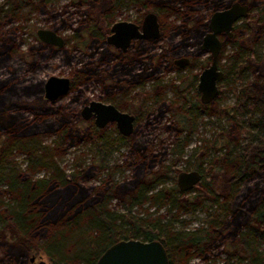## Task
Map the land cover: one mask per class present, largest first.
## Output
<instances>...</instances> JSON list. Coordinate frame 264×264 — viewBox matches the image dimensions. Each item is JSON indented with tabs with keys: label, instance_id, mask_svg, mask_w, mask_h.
<instances>
[{
	"label": "rangeland",
	"instance_id": "rangeland-1",
	"mask_svg": "<svg viewBox=\"0 0 264 264\" xmlns=\"http://www.w3.org/2000/svg\"><path fill=\"white\" fill-rule=\"evenodd\" d=\"M49 1L46 4L45 13H40L38 9L29 12L30 5H24L11 14L9 12L4 13L6 7H3V2L5 1L0 0V33L9 27L18 26L10 35L11 37L15 36L14 41H16L17 49H15L14 54L0 64V85L10 87L11 90L17 93L15 96L21 95L23 98L32 99L38 94V90L41 97H43V83L50 76L74 78V85L70 92L51 102L52 107H60V111L41 110L37 114L31 111L23 112V116L29 121L33 120L34 124L33 127L31 126L29 134L23 139L22 144L12 148L9 157L6 159L7 164L4 165L6 172L4 170V176L0 180V224L1 219H4L7 223L16 222V214L14 213L20 212L19 208H16V202L20 198L22 187L18 186L17 190L13 187L15 177L16 179L19 178L22 183L23 181L28 184L35 183L32 184L34 187L36 184L50 182L49 185L54 186L51 188L56 189V192L48 200V203L51 204L49 209H54L55 212L61 214L65 209H70V206H72V203L67 200L70 195L67 191L70 185L73 186V189L76 188L78 196H75L78 199L80 197L78 203L88 200L90 203L97 204L100 193H106V188H112L111 185L117 182L119 184L116 191L118 196L109 194L110 191L107 194L118 199L115 198L108 202L104 200L101 204L104 205L103 208L109 216L126 213L123 203L119 202L123 199L121 194L123 193L126 196L130 194L131 189L137 187L139 178H144L140 177V172L137 173V171L147 170V168H142V162L137 164L134 161L133 163L126 147L117 145L113 147L110 156L105 157L104 160L106 166L111 167L113 170H111L109 176H103L101 169L104 164L99 163L96 158V147L93 140L94 130L91 127V122H85L80 117V109L86 100H93L99 90L113 86V69H116L118 74V69L125 66L132 69V73L144 70L145 73L150 75L146 86L149 95L147 115L150 116L147 120V127L143 119L144 122L139 127L138 135L140 136L141 133L143 135L147 134L145 138H151L149 141L154 142L153 146H150V151L152 154L159 156L157 162L161 160H164L163 163L175 161L177 159L174 158L175 152L182 150V160L177 161L176 165L179 168L183 167L184 162L187 160V164L190 165L193 163L190 160L192 150L201 147V150L204 151L203 140L207 141L206 144H209L216 138V132L226 133L227 139L230 138V141H232L229 148L237 149L238 144H240L238 142L245 137L243 134L253 131L256 117V114L252 111L253 109L241 112L242 115H238L237 122L231 120L233 113L229 109L241 88L240 85L243 83L246 85L252 81L251 78L255 76L253 71L245 73L247 75L243 78V81L229 75L221 81L219 85L221 94L217 101L212 104L211 116L195 117L194 112L188 110L190 115L195 117V131L191 140L186 143H184L186 141L184 138L189 136H185L183 132L179 133L177 130L176 114L167 112L164 115L166 105L157 106V100H155V96L161 94L164 101L170 102L172 96L175 95L174 92L178 94L177 91L181 90L178 94L179 98L175 97V101L179 106L185 103L186 100H183L182 95L189 94L198 81L196 80L193 84L191 81L193 75L198 76L200 71L210 63L209 53L202 52L199 49V44H197V41L203 36L199 37V31L201 32L204 29L201 24L208 21L209 16L214 11L221 9L231 0H186L187 4H183L180 2L181 0H174L173 6L168 7L176 8L177 11L168 15L161 12L166 27L165 38L145 42L139 47H132L126 57L111 55L113 56L112 59L108 58L110 56L108 53L105 56H109L102 59V52L109 49V53H113L112 49L105 42L100 41L97 43L96 34H89V29L97 18L87 16L84 13L85 5H82L81 0ZM255 1L254 9L249 11L247 18L243 19L246 28L242 32L237 31L235 34L239 43L249 48L256 47L255 45L258 42L256 30L260 31L258 34L260 35V42L264 43V28H259L261 23H257L258 19L256 17L257 11L264 7V0ZM125 2H128L127 8ZM109 7L111 8V5ZM144 10L145 8L143 9L141 4L126 0L116 9H113L112 3V10L109 13L112 11L115 19L134 20L143 16ZM261 22L263 23V21ZM39 28L55 30L62 36L73 40L67 42L62 48H51L39 43L37 40L35 32ZM74 41H77V44ZM183 43L186 45H183ZM173 47L179 53L172 55V52H167ZM261 47L257 46L256 49L261 48L263 50L264 46ZM142 49L144 50L141 51ZM232 52L233 48H229L228 54ZM184 53L189 57H193L194 65L189 70L178 72L171 59L181 55L186 56ZM225 53L223 52L219 57L221 66L224 64L227 55ZM245 53L248 55L247 52ZM138 57L143 58L145 62L143 68ZM261 61L264 63V58ZM110 73L112 77L109 76ZM122 74V77L128 78ZM124 84L120 82V85ZM117 88L120 89L118 86ZM7 90L10 93V89ZM191 93L195 98L196 93ZM224 109L230 113L225 114ZM186 115H189V113ZM210 120L211 123H209ZM219 145L220 142H217L215 148H218ZM175 148L176 150H174ZM201 150L198 149L199 155ZM215 154L218 153L212 149V155ZM126 162L129 164H126ZM147 164H149V161ZM115 167H117L116 170H114ZM81 170H85L82 178L78 179L77 184H66L69 185L67 187L64 182H68L74 173ZM170 174L163 178L160 182L161 186L173 185L172 181L168 179V176H171ZM9 175L13 178H10ZM217 175L215 181L219 183L222 181L219 176L220 172H217ZM102 180H106V182L101 187L99 183ZM252 184L253 181H250L246 186ZM25 185L22 184V186ZM245 189V185L239 186L236 194L239 195L235 201H240V195L242 194L240 192H245ZM144 194L145 200L141 202L142 204L134 205L130 209L129 216L137 226H134L135 228L129 224L122 226L125 235L128 236L130 233H134L133 239L142 240L141 233L146 227L168 231L171 234L203 230L209 227L208 216L213 217V215H219L220 212L218 207L208 204L209 201L203 198L205 193H202L199 189L182 194L183 197H180V199L178 197L175 201L177 204L174 207L170 199L164 202H156L155 198L151 197L150 192ZM190 201H200V204L191 208ZM180 204L186 205L187 209L181 210ZM175 207H179V209ZM46 218L54 220L56 216L52 214L48 217L45 216L44 219ZM35 232L34 230L30 239L35 244L45 242V239L42 238L43 235L41 237L34 236ZM227 233L226 230L217 231L216 241L213 245L207 247L205 255L203 257L190 256L189 264H222L226 257L225 251L230 248L229 238H226V242L222 241L225 240L223 238ZM261 250L264 251V243L261 244ZM33 256L37 258L36 263L33 264H37L40 259L50 264L47 257L41 252L32 253L30 251H28V264H32L30 258ZM0 258L3 259L2 247H0ZM4 264L6 263L4 262ZM76 264L83 263L79 261Z\"/></svg>",
	"mask_w": 264,
	"mask_h": 264
},
{
	"label": "trees",
	"instance_id": "trees-1",
	"mask_svg": "<svg viewBox=\"0 0 264 264\" xmlns=\"http://www.w3.org/2000/svg\"><path fill=\"white\" fill-rule=\"evenodd\" d=\"M4 1L3 7H6L4 13L13 14L24 5H30V10L45 11L49 0ZM121 1L123 0H115V5L118 6ZM134 1L158 12L160 9L166 10L168 14L177 11L176 8H169L173 6L174 0ZM85 2L91 5L94 15L98 18L100 12L109 9V5L112 6L113 0H85ZM180 2L187 4L186 0ZM206 24L207 22L201 24L204 29L199 31V37L206 32ZM17 27H9L0 33V64L17 49L14 37L10 36ZM241 53L235 50L230 58L227 75L243 80L247 68L261 71L259 78L255 77L250 83L240 88V93H243L241 100H244V103L253 101L251 108L254 106L258 108V128L264 134V66L257 62L253 53L250 52L246 57H243ZM7 89H10V93ZM15 94L17 93L10 87L0 85V180L4 176V170L6 172L4 165L7 164L6 159L11 149L22 144L34 124L33 120L29 121L23 116V112L31 111L37 114L41 110H61L60 107H52L51 102L44 100L39 90L32 99L23 98L21 95L15 96ZM256 95L260 97L259 102L253 99ZM242 104L238 101L237 105L240 110L243 109ZM235 118L237 119L236 116ZM255 136L247 137L245 141L238 144L237 149L229 148L225 154L214 156L213 162L217 164V172H220L223 184L227 187L225 194L227 197L225 200H218V197L210 196L207 191H203L205 193L203 198L211 197L220 209V215L208 216V228L171 234L168 231L146 227L141 233L142 241L159 240L167 250L169 264H189L190 256L203 257L205 255L207 247L215 243L217 231L226 230L228 233L222 241L226 242V238H229L230 248L226 249V257L222 264H264V251L261 250V244L264 243V138L257 142L254 139ZM230 144L228 143V146ZM233 153H236L235 156ZM84 173L85 170L74 173L68 182H64L65 185L77 184L78 179L82 178ZM250 181H253V184L246 186ZM21 183L22 181L15 177L13 187L15 189L18 186L22 187L20 198L16 202V208H19L20 212L14 213L16 222L7 223L1 219L0 247L3 248V259L0 258V264L4 262L6 264H28V251L41 252L50 264H76L79 261L83 264H95L107 247L119 240L134 237V233H130L131 236L125 235L122 226L125 224L133 228L137 226L129 214L131 207L138 203L137 198L142 187L137 191L133 190L134 188L131 189V195L121 194L123 198L121 203L126 213L109 216L101 204L90 203L88 200L78 203L80 197L76 198L75 195L78 196V193L72 185L67 190L71 196L66 198L72 206L61 214L55 212L54 209H49L51 204L48 200L56 192V189L51 188L54 186L49 185L50 182L36 184L35 187L32 185L35 184L33 182L28 184L23 181L22 184H26L25 186ZM118 185L112 189L106 188V194L110 191L109 194L117 195ZM242 185L246 187L245 192H240L242 193L240 201H235L239 195H236L238 192L236 189ZM109 194L104 198H111ZM213 201L212 205H214ZM185 206L180 204L183 210L187 209ZM52 214L56 216L54 220L44 219L45 216ZM34 230L36 231L34 236L43 235L45 242L35 244L30 239Z\"/></svg>",
	"mask_w": 264,
	"mask_h": 264
},
{
	"label": "flooded vegetation",
	"instance_id": "flooded-vegetation-1",
	"mask_svg": "<svg viewBox=\"0 0 264 264\" xmlns=\"http://www.w3.org/2000/svg\"><path fill=\"white\" fill-rule=\"evenodd\" d=\"M95 1H99V0H95ZM124 1H126V0L121 1V3L118 6H116L115 0H113V9L118 8L121 4L124 3ZM131 1H134V0H130V2ZM48 2H50V1H48ZM134 2H136V1H134ZM236 2L240 3L241 5L247 6V11H246V15L244 17L238 19L237 21H235L233 23L232 29L229 32L230 34H228L226 32H222L218 35V38L220 39V42H221L220 55L223 52H226L225 54H227L226 58L224 59L225 60L224 64L222 66L219 64V60H218V69L222 70V72L224 73L223 79H225L228 76L227 75L228 66L230 65L229 59L234 55V52H235L234 50H238L239 52H242L241 55L243 57L246 55L245 52H247L248 54H250V52H252L254 57H256L257 62L263 64L262 66H264V63L261 61L264 58V49L263 50L261 49L262 48L261 46L262 45L264 46V43L260 42V40H261L260 35H258L260 31L256 30V35H257L256 38H257L258 42L256 43L255 46L261 47V48H257V49H256V47L249 48L245 45L242 46L239 43V41L237 40L238 38L235 36L237 31L242 32L246 28V26L243 24V19H245L249 16L248 13H249V11H252L254 9L253 7L255 6L256 1L255 0H252V1H250V0H231V2H229L225 6L221 7V9H219V10L227 9L228 7H230L232 4H234ZM81 3H82V5H85V8L83 10H84V13L87 14V16L96 17V15H94L93 8H91V5L86 4L85 0H81ZM138 4H140V3H138ZM125 5H126L125 7L127 8L128 2H125ZM141 6H143V9L145 8V10L142 13L143 16H140L134 20L115 19V16L113 18L112 11L109 13V11L112 10V6H111V8L99 13L96 22L94 24H92V27L89 29V34L90 35L96 34V36L98 38V39H96L97 43L100 41L105 42L106 45L111 47L112 52H113V53H109V49L108 50L106 49L107 50L106 52H102V55H103V56H101L102 59L104 57L109 56V55L110 56L108 58H110V59H112V57H113L111 55H117L119 57H126L130 53V50L132 47L133 48L139 47L141 44H143L145 42L155 41L158 39L165 38L166 27H165V24L163 22V19H162L163 17H162L161 12L168 15L166 10L160 9L158 12V11H155L153 9L149 10V6H145L142 4H141ZM33 10L37 11V9H33ZM33 10H30V7H29V12L33 11ZM45 12H46V10L40 11V13H45ZM149 12H152L156 15L157 23L159 25L158 36L156 38H148V39L134 38L131 40V42L129 43V45L126 47L125 50H123L120 47H116L114 44H110L107 42L106 38L108 35L111 34V27L115 22H117V21L133 22L139 26V31L141 32L142 22L144 20L145 15ZM169 14H171V13H169ZM210 16H209V18H210ZM256 17L258 19L257 23H259V24L261 23V26H259V28L263 29V27H264V7L257 11ZM261 21H263V23ZM206 22L208 23V21H206ZM40 29L50 30V31L54 32L56 35H58L62 39V45L59 46V45L50 44V43L42 41L37 35V31ZM74 31H75V28H74ZM207 31H208V28H207V24H206V32ZM35 36L37 37V40L39 41V43H41V44L43 43V44L50 46L51 48H54V49L55 48H62L67 42H70L73 40L72 38L68 39L67 37H64L61 34H59L57 31L52 30V29H48V28L37 29L35 32ZM76 42L77 41H74V43H76ZM259 43H261V44H259ZM183 45H186V44L183 43ZM175 47L171 48L167 52H172V55H174V53H179V52H176ZM229 48H233V52L231 54H228ZM143 50L144 49H142L141 51H143ZM107 53L109 55L105 56ZM185 54L186 53H184V55ZM220 55H219V57H220ZM246 56H248V55H246ZM180 58H186L187 59V61L184 65H178L175 63V60L180 59ZM65 60H66V58H65ZM99 61H100V59H99ZM171 61L175 65V69L178 72H181L183 70H189L194 65L193 57H189L187 54H186V56L181 55V56H178L174 59H171ZM210 61H211V58H210ZM140 62H141V66L143 68L145 66V62L143 61V58L140 59ZM207 66H205V67H207ZM202 70L200 71V73L202 72ZM251 71H253L252 68H247L246 72H244V73L251 72ZM253 72L255 73V76H253L251 78V80H253L255 77L259 78L261 76L260 75L261 72H259L258 70H256V71L254 70ZM120 73L122 75L128 77V78L122 77ZM113 75L114 76L112 77L111 73L109 74V76H111L113 81H114L113 86H111L110 88H104L102 90H99L97 92L96 98H94L93 100H86L84 105L80 109V117L85 122H88V121L91 122V125H92L91 127L94 130L93 131V140H94V146L96 147V155H97L96 158L98 159L99 163L104 164L102 169H101L102 164L100 165V169L102 170L103 176H106V175L109 176L111 170H113V169H111V167L109 168L106 166V164H105L106 162L104 161L105 157L110 156V153H111V151H113L114 146L116 147L117 145H124L122 147H126V149L129 152V155L133 159V163H134V161H136L137 164H139V162H142L143 163L142 168H147V170L143 169L142 171H137V173L140 172V177H144V178H139V182L137 183V187L134 188V190L137 191L140 187H142V189H140L141 192L139 193L138 198H137L138 203L134 204V205L142 204L141 202H143L145 200V197H143V194L150 192L152 194L151 197H154L155 201L157 200L156 202H159V201L164 202V201L170 199L171 204L174 207L177 204V202H175V201H177L178 197L180 199V197H183L182 194L194 192L195 189L196 190L199 189L200 191H202V193H204L203 191H207V193H209L210 196L214 195L216 198L218 197V200L219 199L225 200L227 197L225 195L227 193V191H226L227 187L225 184H223V181H220L219 183H216V181H215V178L218 175H217V164H215L213 162V158H214V156L215 157L221 156L228 151V149H229L228 143H230L232 141H229V140H231L230 138H229V140L227 139L226 133L216 132V138L213 141H211L209 144H206L207 141L203 140L202 146L205 145L203 147L204 151L201 150L202 149L201 147L197 148L195 150L193 149L192 154H191V159H190L193 161V163L190 165L187 164L188 160L186 162H184L183 167L179 168L176 165L177 161L182 160V156H183L182 150L180 152H175L174 158H177V159H175V161L163 163L164 160H161L160 162H157V159L159 158V156L152 154L150 151V146L151 145L153 146L154 142L149 141V140H151V138H145V137H147V134L143 135L141 133L140 136L138 135L139 127L142 124V122H144L143 119L145 120V126L146 127L148 126L147 120H148V117L150 115H147V112L149 109V107H148L149 95L147 94L146 86L148 84L147 82L149 81L148 78H150V75L145 73L144 70L143 71H136L135 73H132V69L125 67V66L124 67L122 66L121 68L118 69V74H117V70L113 69ZM244 75L246 77L247 74H244ZM61 77H63V76H61ZM245 77H243V78H245ZM198 78H199V75L198 76L193 75V79H191L193 84H195V81L198 80ZM73 79L74 78H69L70 89L67 93L70 92V90L72 89V87L74 85ZM117 81L119 83L118 85H117ZM241 81H243V80H241ZM120 82L125 83V84L120 85ZM116 85L120 89H118ZM183 85H185V84L183 83ZM219 85H220V82L218 83V88H219ZM243 85H244V83L241 84L240 86L242 87ZM112 88H114V89H112ZM108 89H111V90H108ZM177 92L179 94L181 92V90H179ZM191 92L196 93L195 98L193 96V93H191ZM191 92H189V94L182 95L183 100H186V101L183 105H180V106L177 105V101H175V97L179 98V95L175 92H174L175 95L172 96V99L170 100V102L164 101L163 95H161V94L159 96H155V100H157L156 101L157 106H160L162 104L166 105V111H165L164 115L167 112H169V114H170V112H174V114H176L175 115L176 116V122L178 124L177 130L179 131V133L183 132L185 134V136H189V137L184 138L186 140L184 143L191 140L193 132L195 131V129H194L195 119L194 118L197 116H203V115L206 117L211 116L212 104L217 101L219 95L221 94L220 93L221 91L219 88V94H218V96H216L215 99H213L209 102H206V103L202 102L201 94L198 90V81L195 85V88ZM240 92L241 91L239 89V92L237 93V96L234 99L233 104L229 107V109L233 113V115H231V120H233L234 122H237L238 115H242L241 112H244L246 110H252V109H253L252 111H254V113L256 114V117H255V123H254L253 131L251 133H249V132L244 133L243 136L245 135V137L239 143L245 141L247 137H251V136L254 137L255 135L256 136L254 139L257 142L261 141V139L264 138V134L258 128V122H257V118L259 117L258 108L256 106H254V108H251L252 103H253L252 100H251L252 102H245L244 103V100H241V99H243V98H241V95L243 93H240ZM173 97H174V99H173ZM253 99L259 102L260 97L258 95H256L253 97ZM44 100H46V99H44ZM238 101H241L243 103L241 107L244 110L243 109L240 110L238 108V105H237ZM49 102H51V101H49ZM91 102H95V104H96L93 111L90 112L89 109H86L85 112L83 113V110L85 108L89 107ZM100 106H112L118 112H120L122 114H127L128 116H132V118H133V120H132V127H133L132 132L128 135H124L123 133L120 132L118 124L116 121H111V120H105L104 121V120H102V118L100 117V115H101V107ZM188 110L193 111L195 114V117L191 116L190 112H188ZM187 113H189V115H186ZM224 113L229 114L230 112L228 110L224 109ZM97 115H99V116H97ZM235 116L237 117V119L235 118ZM162 118H163V116H162ZM209 123H211V120L209 121ZM217 142H220V145L218 146V148H215V145ZM198 149H199V151L201 150L200 155L198 154ZM212 149L214 150V152H216L218 154L212 155ZM174 150H176V148ZM234 156H235V154H234ZM201 157H203V159H201ZM197 160L200 162H198ZM148 161H149V164H147ZM126 164H129V163L126 162ZM214 166H215V168H214ZM116 169H117V167L114 168V170H116ZM104 170H106V171H104ZM190 172L198 173L199 174V180L191 188L186 189V190L181 189L179 184H178V176L181 173H190ZM169 173H171L170 174L171 176H168V179L172 181L173 185L166 186V187L161 186L160 182ZM212 173H216V174H212ZM104 182H106V180H102L99 183L101 187L104 186ZM116 185H117V182L112 184L111 187L115 188ZM237 189H236V191H237ZM105 195H106L105 192L100 193L97 204H101L104 200L106 202H108L109 200L117 198V197H111V198L105 199L104 198ZM116 196H118V195H116ZM206 200L209 201L208 204H211L213 201V199L211 197H209ZM119 202H121V201H119ZM213 202H214L215 207H217V202H215V201H213ZM190 203H191V208H192L195 205H199L200 201H198V202L190 201ZM102 206H104V205H102ZM185 207L187 208V206H185ZM175 208L179 209V207H175ZM181 210H183V209H181ZM216 215H218V214H216ZM219 215H220V213H219ZM224 236H226V234ZM36 259L37 258L34 257V261H31V263L32 264L36 263ZM37 264H38V262H37Z\"/></svg>",
	"mask_w": 264,
	"mask_h": 264
},
{
	"label": "water",
	"instance_id": "water-1",
	"mask_svg": "<svg viewBox=\"0 0 264 264\" xmlns=\"http://www.w3.org/2000/svg\"><path fill=\"white\" fill-rule=\"evenodd\" d=\"M246 11L247 6L236 2L227 9L214 11L208 20V31L203 34L199 43V49L202 52L209 53L211 58L210 64L202 70L198 78V90L204 103L218 96V83L224 77L222 70L218 69L221 49L218 35L222 32L230 34L233 23L244 17ZM158 27L156 15L149 12L144 17L141 32L139 31V26L133 22L117 21L112 25L111 34L106 39L108 43L125 50L134 38H156L158 36ZM37 35L44 42L62 45V39L50 30L40 29L37 31ZM186 61V58H180L176 59L175 63L184 65ZM69 89L70 80L68 77L52 75L43 83V98L53 102L66 95ZM95 106V102H91L90 106L83 110V113L86 109L92 112ZM100 107L102 120L116 121L120 132L124 135L132 132V116L122 114L112 106ZM198 180L199 174L196 172L181 173L178 176V184L184 190L191 188ZM30 261H34V256L30 258ZM38 264L48 263L40 259ZM95 264H169V258L166 248L159 240L127 239L119 240L107 247L98 257Z\"/></svg>",
	"mask_w": 264,
	"mask_h": 264
}]
</instances>
